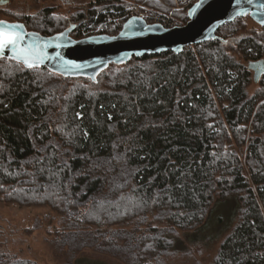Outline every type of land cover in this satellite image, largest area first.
Instances as JSON below:
<instances>
[{"label":"trees","instance_id":"obj_1","mask_svg":"<svg viewBox=\"0 0 264 264\" xmlns=\"http://www.w3.org/2000/svg\"><path fill=\"white\" fill-rule=\"evenodd\" d=\"M129 1L152 2L98 0L91 17ZM247 20L181 54L133 58L95 83L83 78L86 85L0 60V190L11 192L8 203H50L65 214L60 243L70 253L98 251L105 226L127 223L133 238L113 251L152 264L176 247L177 232L205 222L216 199L235 197L237 222L214 264H264V75L260 90H248L256 82L250 65L264 62V28L250 30Z\"/></svg>","mask_w":264,"mask_h":264},{"label":"rangeland","instance_id":"obj_2","mask_svg":"<svg viewBox=\"0 0 264 264\" xmlns=\"http://www.w3.org/2000/svg\"><path fill=\"white\" fill-rule=\"evenodd\" d=\"M147 1L152 2L147 4L129 1L127 6L118 11L112 8L110 10L99 8L91 17L90 12L96 9L98 0H10L9 4L0 5V21L23 23L29 32H36L46 37L62 33L71 25H76V31L71 34L75 40L85 39L84 32L94 28L93 24L101 20V15L105 17L103 20L127 18L133 6H141L142 11H147L152 17L149 19L151 24L156 20H169L184 26L187 24L186 21H189L188 11L182 9L180 0ZM80 15L84 16L85 21L78 20ZM248 18L247 25L250 30L262 28L250 17ZM123 26L112 25L108 30L114 34V30H122ZM125 65L111 64L104 71L111 73ZM75 80L82 85L88 84L83 77ZM100 83L102 84L98 87L104 88L102 86L105 81L102 80ZM248 90L253 94L260 90V84L252 82ZM9 200H11V192L0 190V259L5 261L2 262L15 264L18 259H24L35 264H134L131 259L132 252L120 254L112 249L115 244L124 246L127 238H133V235H130L133 234V226L127 223L122 227L111 224L105 226L102 233L106 232L107 238L104 241L100 239L97 241L98 251L84 249L70 253L68 248L60 243L66 236L69 223L65 214L52 208L50 203L40 207H23L17 203H8ZM238 208L235 197L225 200L216 199L209 209L205 222L196 230L177 232L179 241L175 249H171L169 255L159 258L162 263L153 261L152 264H214L222 243L235 228ZM155 227L162 226L153 224V228ZM90 230L95 231L96 227ZM130 245L134 247L138 242L134 243L131 239ZM140 260L146 262L148 258L143 259L140 256Z\"/></svg>","mask_w":264,"mask_h":264},{"label":"water","instance_id":"obj_3","mask_svg":"<svg viewBox=\"0 0 264 264\" xmlns=\"http://www.w3.org/2000/svg\"><path fill=\"white\" fill-rule=\"evenodd\" d=\"M246 17L264 28V0H200L189 9V21L182 27L167 30L161 25L133 17L116 36L81 40L71 37L76 29L74 25L62 33L46 37L29 32L23 23L0 22L22 26L16 29L23 38L21 46H34L43 53V62L36 68H46L63 78L83 77L95 83L98 75L111 64L120 66L133 58L168 52L181 54L186 47L216 40L221 27ZM0 59L12 60L30 69L11 50L5 51ZM250 68L255 69V65H250Z\"/></svg>","mask_w":264,"mask_h":264},{"label":"snow or ice","instance_id":"obj_4","mask_svg":"<svg viewBox=\"0 0 264 264\" xmlns=\"http://www.w3.org/2000/svg\"><path fill=\"white\" fill-rule=\"evenodd\" d=\"M22 26L9 25L0 22V57L7 50H11L17 59H22L28 68H36L43 62V53L34 46L24 48L21 46L22 36L16 31Z\"/></svg>","mask_w":264,"mask_h":264},{"label":"built area","instance_id":"obj_5","mask_svg":"<svg viewBox=\"0 0 264 264\" xmlns=\"http://www.w3.org/2000/svg\"><path fill=\"white\" fill-rule=\"evenodd\" d=\"M181 1V5H182V9H185L186 11H189V9L192 8L193 5H195L196 3H198L200 0H180ZM130 14L127 15V18H123V17H117L111 20H100L99 22H97L96 24H93V26H95L94 28L92 27L90 30L84 32V38H91V37H96V36H106V32L107 30L112 26V25H125L129 19H131V17H137L140 19H143L145 21H147L148 23L150 22L149 19H152V17L149 15V13L147 11H142V7L141 6H133L130 8ZM151 24V22H150ZM152 24H158L161 25L162 27H164L165 29H173V28H178V27H182V25H180L177 22H170L169 20H156L155 22H152Z\"/></svg>","mask_w":264,"mask_h":264},{"label":"flooded vegetation","instance_id":"obj_6","mask_svg":"<svg viewBox=\"0 0 264 264\" xmlns=\"http://www.w3.org/2000/svg\"><path fill=\"white\" fill-rule=\"evenodd\" d=\"M9 3H10V0H1L0 1L1 5H6V4H9ZM254 65H255V69H252V71L254 72L255 80L258 77V80H256V83H257L259 81L260 77L262 75H264V62L261 63V64H254ZM257 71H261V72L257 73Z\"/></svg>","mask_w":264,"mask_h":264}]
</instances>
